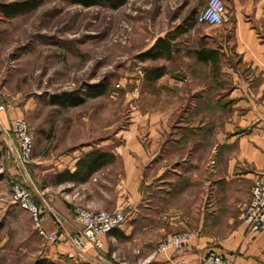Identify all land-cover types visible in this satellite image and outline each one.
Wrapping results in <instances>:
<instances>
[{"label": "crops", "instance_id": "obj_1", "mask_svg": "<svg viewBox=\"0 0 264 264\" xmlns=\"http://www.w3.org/2000/svg\"><path fill=\"white\" fill-rule=\"evenodd\" d=\"M224 1L231 20L222 24L224 32L217 39L209 36V44L220 45V72L229 82L190 90L215 86L228 93L206 104L192 97L183 107L150 110L137 116L127 137L118 130L97 142L84 137L47 158L37 155L38 174L51 171L52 177V183L40 185L43 198L37 195L49 202L42 225L61 235L57 241L45 239L28 218L29 234L18 248L25 257L17 264H34L38 258L56 264H172L181 256L186 264H201L210 248L234 264H264V231H247L241 218L255 177L264 174V0ZM140 131L147 136L145 143ZM0 133L20 174L31 180L29 169L20 164L6 112L0 114ZM91 150L107 152L110 159L89 172L91 166L79 161ZM65 169L75 177L60 179ZM78 205L122 207L126 219L103 236L102 248L78 251L70 239L81 225L74 219ZM180 231L191 233L188 245L159 249L164 235Z\"/></svg>", "mask_w": 264, "mask_h": 264}, {"label": "rangeland", "instance_id": "obj_2", "mask_svg": "<svg viewBox=\"0 0 264 264\" xmlns=\"http://www.w3.org/2000/svg\"><path fill=\"white\" fill-rule=\"evenodd\" d=\"M204 4L205 0H127L112 8L42 0L13 17L0 13V97L5 104L0 114L6 112L8 122L24 119L33 139L30 158L20 161L29 169L30 180L20 174L0 133V264H17L25 257L18 248L29 234L28 218L33 226L29 212L14 201L13 186L23 184L43 212L49 207L37 195H43L41 184L52 183L51 171L38 174L37 155L47 158L66 152L84 137L85 142H97L114 137L118 130L127 137L137 116L188 105L191 88L214 85L212 68L193 59V48L198 38L217 39L224 32L222 25L192 26L180 36V50L171 59L138 57L160 34ZM161 64L166 73L153 83L145 81L144 68ZM104 79L109 87L102 95L88 96L74 106L52 101L62 91L84 92ZM206 133L205 154L211 128ZM138 136L145 143L144 131Z\"/></svg>", "mask_w": 264, "mask_h": 264}, {"label": "built area", "instance_id": "obj_3", "mask_svg": "<svg viewBox=\"0 0 264 264\" xmlns=\"http://www.w3.org/2000/svg\"><path fill=\"white\" fill-rule=\"evenodd\" d=\"M198 23L211 25H222L229 23L231 16L227 10L224 0H205V4L195 14ZM5 108V104L0 97V112ZM15 139L19 144L17 154L19 160L24 163L31 156L33 139L29 130V125L21 118L9 121ZM14 201L23 209L29 212L34 228L47 240L57 241L61 235L59 229L48 233L42 225L43 211L38 201L32 197L28 190L19 183L13 186ZM74 219L79 222L80 227L71 236V243L78 251L88 248H102L104 245L103 236L115 227H119L126 219L124 208L91 209L87 206L78 205L75 209ZM247 231H264V174L258 173L251 185L250 198L241 214ZM192 239L189 231L178 233H167L159 242L160 250L179 249L183 245H188ZM201 264H234L229 258L219 252L216 248H210L200 260ZM144 264H169L165 262H149ZM172 264H186L183 256L175 260Z\"/></svg>", "mask_w": 264, "mask_h": 264}, {"label": "trees", "instance_id": "obj_4", "mask_svg": "<svg viewBox=\"0 0 264 264\" xmlns=\"http://www.w3.org/2000/svg\"><path fill=\"white\" fill-rule=\"evenodd\" d=\"M42 0H12V1H0V13L7 17H13V15L27 12L28 10L34 9L35 7L41 4ZM71 3L81 4L83 6L89 5H105L109 7H120L127 2V0H64ZM196 10L191 11L187 14L186 18H184L181 22H179L172 30H169L166 35H160L156 38L155 42L149 47L147 51L142 54H139V58L141 60H145V58L151 59H171L174 54L179 51L180 47L177 42H180V36L187 32L192 26L197 23ZM198 45L193 48L195 57L197 62L200 64H211L212 68V77L214 80V85H218V83L229 82V78H227L224 74L220 72V65L222 59V53L220 45H211L209 42L205 41V39L198 38ZM166 73V67L164 64L160 66H146L144 68V80L153 83L156 80L160 79ZM109 87V82L104 79L102 82L91 83L84 90L73 89L70 91H62L59 94H55L53 98V103H61L63 105H71L82 103L88 96H98L102 95L107 91ZM228 93V90L219 89L213 86L210 89H204V91H198L192 93L190 95V99L192 97H197L198 102L201 104H206L208 100L216 98L219 99L221 95ZM107 152H100L98 150H91L90 154L87 157H84L79 161V164L82 162H86L91 167V170L99 168L106 161L110 159L108 157ZM75 177V172H71L69 169H65L59 175L60 179H70ZM34 264H56L52 260H47L44 258H38L34 262Z\"/></svg>", "mask_w": 264, "mask_h": 264}]
</instances>
